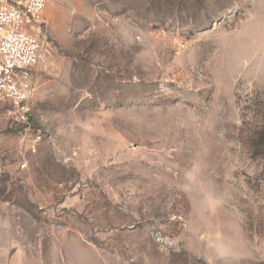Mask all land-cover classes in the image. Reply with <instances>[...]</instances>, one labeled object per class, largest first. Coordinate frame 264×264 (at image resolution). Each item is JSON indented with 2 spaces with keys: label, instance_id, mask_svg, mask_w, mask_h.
I'll use <instances>...</instances> for the list:
<instances>
[{
  "label": "rangeland",
  "instance_id": "374dc122",
  "mask_svg": "<svg viewBox=\"0 0 264 264\" xmlns=\"http://www.w3.org/2000/svg\"><path fill=\"white\" fill-rule=\"evenodd\" d=\"M43 19L28 126L0 103V264H264V0Z\"/></svg>",
  "mask_w": 264,
  "mask_h": 264
},
{
  "label": "built area",
  "instance_id": "2783aa9c",
  "mask_svg": "<svg viewBox=\"0 0 264 264\" xmlns=\"http://www.w3.org/2000/svg\"><path fill=\"white\" fill-rule=\"evenodd\" d=\"M48 0H0V103L12 119L28 126L32 96L30 78L40 63L45 40L41 28ZM37 131L31 147L40 141Z\"/></svg>",
  "mask_w": 264,
  "mask_h": 264
},
{
  "label": "trees",
  "instance_id": "16d2710c",
  "mask_svg": "<svg viewBox=\"0 0 264 264\" xmlns=\"http://www.w3.org/2000/svg\"><path fill=\"white\" fill-rule=\"evenodd\" d=\"M264 128V122H263V126ZM261 133V137L259 136V134ZM264 132H261L259 129L256 130V132H254L253 136L251 137V141H250V148L254 151V153H262V149L264 147V134H262Z\"/></svg>",
  "mask_w": 264,
  "mask_h": 264
}]
</instances>
